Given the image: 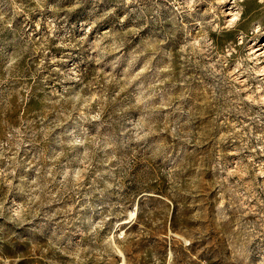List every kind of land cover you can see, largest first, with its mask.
<instances>
[{"label": "rangeland", "instance_id": "1", "mask_svg": "<svg viewBox=\"0 0 264 264\" xmlns=\"http://www.w3.org/2000/svg\"><path fill=\"white\" fill-rule=\"evenodd\" d=\"M263 42L264 0H0V264H264Z\"/></svg>", "mask_w": 264, "mask_h": 264}, {"label": "bare ground", "instance_id": "2", "mask_svg": "<svg viewBox=\"0 0 264 264\" xmlns=\"http://www.w3.org/2000/svg\"><path fill=\"white\" fill-rule=\"evenodd\" d=\"M223 1V0H222ZM227 24L228 26L232 27L234 26L238 21L241 20V14L240 12L236 11L234 8H229L227 14H226ZM253 55L255 56L256 60H264V42L260 44L257 48L253 49ZM259 72L262 73L261 75H264V65L259 67Z\"/></svg>", "mask_w": 264, "mask_h": 264}]
</instances>
